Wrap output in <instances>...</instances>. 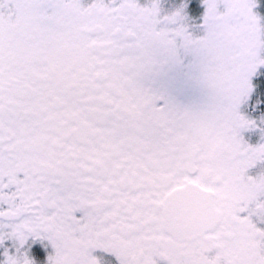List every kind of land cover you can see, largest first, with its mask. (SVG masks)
Here are the masks:
<instances>
[{"label":"snow or ice","instance_id":"6c2138e0","mask_svg":"<svg viewBox=\"0 0 264 264\" xmlns=\"http://www.w3.org/2000/svg\"><path fill=\"white\" fill-rule=\"evenodd\" d=\"M0 264H264V0H0Z\"/></svg>","mask_w":264,"mask_h":264}]
</instances>
